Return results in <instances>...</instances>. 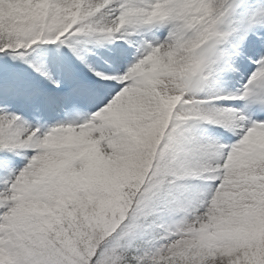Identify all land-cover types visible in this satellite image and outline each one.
I'll list each match as a JSON object with an SVG mask.
<instances>
[{
  "label": "snow or ice",
  "instance_id": "6c2138e0",
  "mask_svg": "<svg viewBox=\"0 0 264 264\" xmlns=\"http://www.w3.org/2000/svg\"><path fill=\"white\" fill-rule=\"evenodd\" d=\"M0 264H264V0H0Z\"/></svg>",
  "mask_w": 264,
  "mask_h": 264
}]
</instances>
